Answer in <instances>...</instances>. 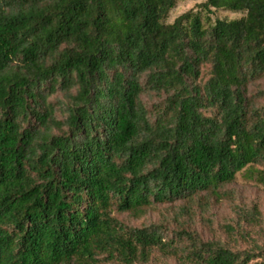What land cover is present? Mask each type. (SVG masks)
Returning <instances> with one entry per match:
<instances>
[{
  "label": "trees",
  "instance_id": "obj_1",
  "mask_svg": "<svg viewBox=\"0 0 264 264\" xmlns=\"http://www.w3.org/2000/svg\"><path fill=\"white\" fill-rule=\"evenodd\" d=\"M178 2L0 0V264H148L156 251L264 264V247L115 216L221 199L245 171L264 184V106L248 98L264 78V0H205L242 14L208 27L194 10L168 23Z\"/></svg>",
  "mask_w": 264,
  "mask_h": 264
},
{
  "label": "rangeland",
  "instance_id": "obj_2",
  "mask_svg": "<svg viewBox=\"0 0 264 264\" xmlns=\"http://www.w3.org/2000/svg\"><path fill=\"white\" fill-rule=\"evenodd\" d=\"M204 2L205 0H179L168 23H173L177 17L191 10L201 12L206 27L217 19L235 20L242 17V14L224 10L208 13L200 7ZM209 78L210 67L205 66L200 83L206 84ZM248 98L257 106H264V78L251 84ZM58 99H63V96L60 94ZM165 99L166 97L148 93L142 97L149 110L163 107ZM255 168L261 169L260 166ZM220 192L221 199L212 194L201 193L192 200L153 206L145 210L144 214L127 212L115 213V216L133 227L165 224L171 239L176 238L177 232L185 230L196 233L203 241L221 242L234 251L259 252L258 248L264 247V184L249 179L245 171L238 174L233 183L223 186ZM262 260L257 259L250 264H261ZM148 264H180V261L156 251Z\"/></svg>",
  "mask_w": 264,
  "mask_h": 264
}]
</instances>
